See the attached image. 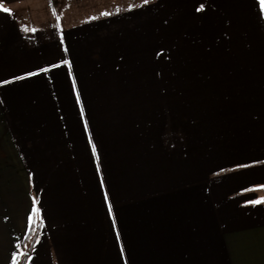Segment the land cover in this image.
Here are the masks:
<instances>
[{
    "label": "crops",
    "instance_id": "obj_1",
    "mask_svg": "<svg viewBox=\"0 0 264 264\" xmlns=\"http://www.w3.org/2000/svg\"><path fill=\"white\" fill-rule=\"evenodd\" d=\"M157 3L172 50L0 0V264H264L261 0Z\"/></svg>",
    "mask_w": 264,
    "mask_h": 264
},
{
    "label": "rangeland",
    "instance_id": "obj_2",
    "mask_svg": "<svg viewBox=\"0 0 264 264\" xmlns=\"http://www.w3.org/2000/svg\"><path fill=\"white\" fill-rule=\"evenodd\" d=\"M50 1V0H49ZM54 15L59 19V22L65 21L69 25L77 24L78 22L90 21L97 19L96 27L99 31H106L107 34L117 32L121 36L120 43H125L131 36H140L141 41L134 42L144 46L156 45L160 49L172 50L173 48V20L165 21L160 18L161 14L158 9L157 0H55ZM133 8L135 6H139ZM127 15H117L124 19L120 21L121 29L114 31L112 26V14L115 15L118 11H124ZM40 6H35L36 10ZM39 11L36 12V17L39 19ZM108 13V15H102ZM125 20V21H124ZM145 20H147L145 22ZM126 23H130V28H123ZM88 23V22H84ZM83 25V24H81ZM126 27V26H125ZM77 29L87 28V26H75ZM112 29V31H111Z\"/></svg>",
    "mask_w": 264,
    "mask_h": 264
},
{
    "label": "trees",
    "instance_id": "obj_3",
    "mask_svg": "<svg viewBox=\"0 0 264 264\" xmlns=\"http://www.w3.org/2000/svg\"><path fill=\"white\" fill-rule=\"evenodd\" d=\"M50 3H51L52 8L54 9L56 7L55 6L56 1L50 0ZM136 7H140V5L135 6L133 8H136ZM129 10H131V9L128 8L127 10H124V11H118L117 13H115V15L124 14ZM112 16H114V15L112 14ZM40 227H41V225H40L39 220L34 216L33 221L31 223V226L28 230V233L25 236V238L21 244L20 252H19L18 256L16 257L14 264H25V262L28 258V255H29V253H30L35 241H36V238H37L38 233L40 231Z\"/></svg>",
    "mask_w": 264,
    "mask_h": 264
},
{
    "label": "snow or ice",
    "instance_id": "obj_4",
    "mask_svg": "<svg viewBox=\"0 0 264 264\" xmlns=\"http://www.w3.org/2000/svg\"><path fill=\"white\" fill-rule=\"evenodd\" d=\"M147 2V0H146ZM4 11H8L7 9H3ZM198 10H202V9H198ZM261 10L264 11V0H261ZM102 15H108V13H102ZM33 31H35V29H33ZM253 203H264V198L257 200V201H253ZM33 212H36V209L33 208ZM33 220V216H29V222L31 224V221Z\"/></svg>",
    "mask_w": 264,
    "mask_h": 264
}]
</instances>
